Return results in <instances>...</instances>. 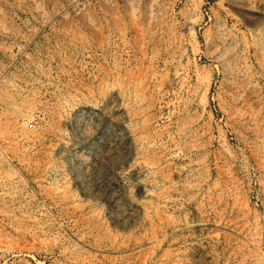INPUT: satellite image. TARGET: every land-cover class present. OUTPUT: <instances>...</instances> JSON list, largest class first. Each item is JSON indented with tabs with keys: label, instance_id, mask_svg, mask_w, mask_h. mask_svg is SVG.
Masks as SVG:
<instances>
[{
	"label": "rangeland",
	"instance_id": "1",
	"mask_svg": "<svg viewBox=\"0 0 264 264\" xmlns=\"http://www.w3.org/2000/svg\"><path fill=\"white\" fill-rule=\"evenodd\" d=\"M0 32V264H264V0H0Z\"/></svg>",
	"mask_w": 264,
	"mask_h": 264
},
{
	"label": "crops",
	"instance_id": "2",
	"mask_svg": "<svg viewBox=\"0 0 264 264\" xmlns=\"http://www.w3.org/2000/svg\"><path fill=\"white\" fill-rule=\"evenodd\" d=\"M35 43L36 42H34V44ZM15 44H16V38L14 37V35L0 32V65L2 64L1 62L3 61L4 57H6L7 55L10 56V54H12V47H14ZM6 66L7 67L5 68V70L9 72H14L19 68L16 64H12V63Z\"/></svg>",
	"mask_w": 264,
	"mask_h": 264
},
{
	"label": "built area",
	"instance_id": "3",
	"mask_svg": "<svg viewBox=\"0 0 264 264\" xmlns=\"http://www.w3.org/2000/svg\"><path fill=\"white\" fill-rule=\"evenodd\" d=\"M30 126H32V124H30Z\"/></svg>",
	"mask_w": 264,
	"mask_h": 264
}]
</instances>
